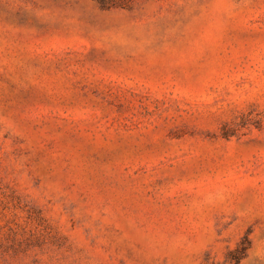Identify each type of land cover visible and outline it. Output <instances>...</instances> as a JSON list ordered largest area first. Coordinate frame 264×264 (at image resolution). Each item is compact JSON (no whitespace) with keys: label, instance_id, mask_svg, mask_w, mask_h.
Masks as SVG:
<instances>
[{"label":"rangeland","instance_id":"1","mask_svg":"<svg viewBox=\"0 0 264 264\" xmlns=\"http://www.w3.org/2000/svg\"><path fill=\"white\" fill-rule=\"evenodd\" d=\"M0 264H264V0H0Z\"/></svg>","mask_w":264,"mask_h":264}]
</instances>
